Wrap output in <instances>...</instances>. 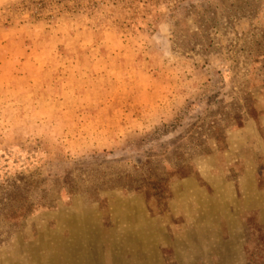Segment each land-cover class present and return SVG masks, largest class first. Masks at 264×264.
I'll use <instances>...</instances> for the list:
<instances>
[{
    "label": "rangeland",
    "instance_id": "1",
    "mask_svg": "<svg viewBox=\"0 0 264 264\" xmlns=\"http://www.w3.org/2000/svg\"><path fill=\"white\" fill-rule=\"evenodd\" d=\"M117 2L0 0V264H247L264 0Z\"/></svg>",
    "mask_w": 264,
    "mask_h": 264
},
{
    "label": "trees",
    "instance_id": "2",
    "mask_svg": "<svg viewBox=\"0 0 264 264\" xmlns=\"http://www.w3.org/2000/svg\"><path fill=\"white\" fill-rule=\"evenodd\" d=\"M261 59H264V55L256 58L257 61ZM253 232L258 237V243L252 241L248 244V248H246L247 264H264V229L254 230ZM252 237H255V234Z\"/></svg>",
    "mask_w": 264,
    "mask_h": 264
},
{
    "label": "built area",
    "instance_id": "3",
    "mask_svg": "<svg viewBox=\"0 0 264 264\" xmlns=\"http://www.w3.org/2000/svg\"><path fill=\"white\" fill-rule=\"evenodd\" d=\"M85 1L87 2V3H85L86 7H89V8H93L95 6L96 7H100V6L108 7V6H110L112 8V7H116V5L118 4L117 0H85ZM79 2H81V1H79ZM81 8H83V5L81 6Z\"/></svg>",
    "mask_w": 264,
    "mask_h": 264
}]
</instances>
